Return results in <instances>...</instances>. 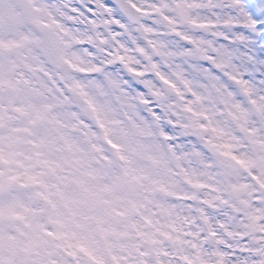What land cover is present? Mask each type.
Listing matches in <instances>:
<instances>
[{"label":"clouds","instance_id":"clouds-1","mask_svg":"<svg viewBox=\"0 0 264 264\" xmlns=\"http://www.w3.org/2000/svg\"><path fill=\"white\" fill-rule=\"evenodd\" d=\"M0 264H264V0H0Z\"/></svg>","mask_w":264,"mask_h":264}]
</instances>
